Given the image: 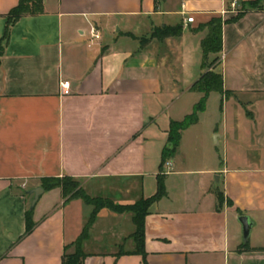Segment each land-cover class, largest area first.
Instances as JSON below:
<instances>
[{
  "label": "crops",
  "instance_id": "0c3cea01",
  "mask_svg": "<svg viewBox=\"0 0 264 264\" xmlns=\"http://www.w3.org/2000/svg\"><path fill=\"white\" fill-rule=\"evenodd\" d=\"M250 1L42 0L2 40L19 0H0V264H61L86 227L93 207L54 188L21 238L44 178L70 176L90 196L130 205L157 193L159 173L167 195L145 218V259L132 213L104 207L82 243L85 264H264V0ZM216 19L221 49L205 56ZM165 28L172 34L153 36ZM211 58L219 122L208 142L185 136L200 119L184 130L161 168L179 120L162 127V97L200 100L191 88Z\"/></svg>",
  "mask_w": 264,
  "mask_h": 264
},
{
  "label": "trees",
  "instance_id": "16d2710c",
  "mask_svg": "<svg viewBox=\"0 0 264 264\" xmlns=\"http://www.w3.org/2000/svg\"><path fill=\"white\" fill-rule=\"evenodd\" d=\"M263 0H252L250 1L251 6H256ZM43 12L42 0H19L18 5L10 11L9 21L6 28L5 35L2 40L7 39L9 34V27L12 23L16 22L23 14H37ZM179 32H173V34ZM172 34L171 29H156L153 32V36L162 38L164 36ZM1 49V44H0ZM204 55L207 56L209 53H216L221 49V21H212L210 32L203 42ZM193 91L202 93L200 100L194 105L193 111L187 114L181 120H171L167 145L162 151L161 157V168L170 158L174 157L178 151L182 133L190 126L199 122V115L205 111L206 104L210 93L214 90L222 91V76L212 69L203 73L200 79L194 83L191 88ZM165 174L159 173L157 176L158 190L157 193L149 198H141L134 204L122 205L115 203L109 198L93 197L88 195L83 189L82 182L70 176L64 177H49L42 180V187L45 191L52 190L54 188H61L63 196L66 200L81 198L87 204L93 207L89 221L84 228L78 239L72 244L75 245L74 252H68V248L72 245L66 246L61 264H85V260L88 256L82 248L83 241L89 236L90 229L95 221L97 213L100 209L106 207L115 212H131L133 220L136 225V230L133 235L136 242L135 252L143 255L145 259V218L149 213L150 207L155 202L159 201L167 195V189L165 185ZM34 208L29 209L26 214V231L21 237H25L33 232L37 223L33 220ZM252 249L251 247H248ZM124 253L120 251L119 254ZM146 264V262H145Z\"/></svg>",
  "mask_w": 264,
  "mask_h": 264
},
{
  "label": "rangeland",
  "instance_id": "374dc122",
  "mask_svg": "<svg viewBox=\"0 0 264 264\" xmlns=\"http://www.w3.org/2000/svg\"><path fill=\"white\" fill-rule=\"evenodd\" d=\"M239 10L243 7L238 6ZM215 58L206 60L203 65V72L210 71L215 64ZM200 79V78H199ZM198 79V80H199ZM197 80V81H198ZM196 81V82H197ZM198 100V95L196 94H185V95H174L162 97V127L167 123L168 115L173 116L176 119H182L187 114H190L193 111L194 104ZM199 101V100H198ZM221 100L217 98H211L207 100L205 111L201 112L199 115L200 122L197 126L193 127L185 133L187 138H199L202 141L208 142L211 138V127L214 126L216 122H219L220 119V110ZM214 139V135H212ZM76 246L72 245L68 248V252H74Z\"/></svg>",
  "mask_w": 264,
  "mask_h": 264
},
{
  "label": "water",
  "instance_id": "95a60500",
  "mask_svg": "<svg viewBox=\"0 0 264 264\" xmlns=\"http://www.w3.org/2000/svg\"><path fill=\"white\" fill-rule=\"evenodd\" d=\"M44 188L42 186L37 187L30 191L31 194H33V200L31 203V208H34L36 203L38 202L40 196L42 193H44ZM241 224H242V231L244 238H248L250 236L251 228H252V222L250 221V218L246 215H242L239 218Z\"/></svg>",
  "mask_w": 264,
  "mask_h": 264
},
{
  "label": "built area",
  "instance_id": "2783aa9c",
  "mask_svg": "<svg viewBox=\"0 0 264 264\" xmlns=\"http://www.w3.org/2000/svg\"><path fill=\"white\" fill-rule=\"evenodd\" d=\"M238 1L239 0H233V2L231 4V7H232L233 10L239 9L238 8V6H239L238 5ZM186 21L188 23H192V22H194V17L193 16H188L187 19H186ZM92 36L94 38H100V33L96 29L93 28L92 29ZM61 85L64 88H68L69 87V81H64V82L61 83ZM166 166L168 167V169H171V162L170 161H167L166 162ZM170 171L171 170H168L167 173H169Z\"/></svg>",
  "mask_w": 264,
  "mask_h": 264
}]
</instances>
